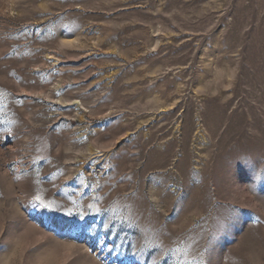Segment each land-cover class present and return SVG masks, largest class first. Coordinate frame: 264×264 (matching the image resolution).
Here are the masks:
<instances>
[{"label":"rangeland","instance_id":"obj_1","mask_svg":"<svg viewBox=\"0 0 264 264\" xmlns=\"http://www.w3.org/2000/svg\"><path fill=\"white\" fill-rule=\"evenodd\" d=\"M0 264H264V0H0Z\"/></svg>","mask_w":264,"mask_h":264},{"label":"snow or ice","instance_id":"obj_2","mask_svg":"<svg viewBox=\"0 0 264 264\" xmlns=\"http://www.w3.org/2000/svg\"><path fill=\"white\" fill-rule=\"evenodd\" d=\"M34 206L36 208H43L49 211L55 210L58 206L53 204V203H44V201L42 199H40L39 197L36 198V202L34 204ZM69 215H71L72 213H67ZM81 218H83L81 216Z\"/></svg>","mask_w":264,"mask_h":264}]
</instances>
